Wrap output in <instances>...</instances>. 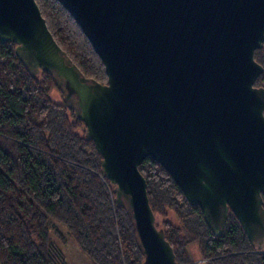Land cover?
I'll use <instances>...</instances> for the list:
<instances>
[{
    "label": "water",
    "instance_id": "water-1",
    "mask_svg": "<svg viewBox=\"0 0 264 264\" xmlns=\"http://www.w3.org/2000/svg\"><path fill=\"white\" fill-rule=\"evenodd\" d=\"M58 1L102 59L105 83L58 44L36 0H0V40L17 43L31 75L51 73L85 122L143 264H179L139 168L148 155L216 235L231 209L264 249V0Z\"/></svg>",
    "mask_w": 264,
    "mask_h": 264
},
{
    "label": "trees",
    "instance_id": "trees-1",
    "mask_svg": "<svg viewBox=\"0 0 264 264\" xmlns=\"http://www.w3.org/2000/svg\"><path fill=\"white\" fill-rule=\"evenodd\" d=\"M36 1L83 74L105 83V65L70 12L58 0ZM16 45L0 40V264H69L52 235L63 234L59 223L95 264H143L133 222L85 138V122L53 99L51 73L31 75ZM255 58L264 67V44ZM255 85H264V70ZM139 168L179 264H264V249L251 244L231 209L216 235L165 167L148 155Z\"/></svg>",
    "mask_w": 264,
    "mask_h": 264
},
{
    "label": "rangeland",
    "instance_id": "rangeland-1",
    "mask_svg": "<svg viewBox=\"0 0 264 264\" xmlns=\"http://www.w3.org/2000/svg\"><path fill=\"white\" fill-rule=\"evenodd\" d=\"M264 86V85H257ZM52 97L54 100L58 102H65L64 95L62 90L55 87L52 91ZM86 131V126H85ZM174 224H178V220L172 210H169V215L167 216ZM164 217L158 213H156V222L157 225L160 226L162 224ZM60 231L63 233L62 235L59 233H53V238L58 242L61 248L64 250L66 254L67 261L69 264H95L94 260L88 256L85 252L81 250V248L75 243L72 237L67 233L66 225L59 223ZM195 245H193L194 247ZM196 257H198L196 255Z\"/></svg>",
    "mask_w": 264,
    "mask_h": 264
}]
</instances>
